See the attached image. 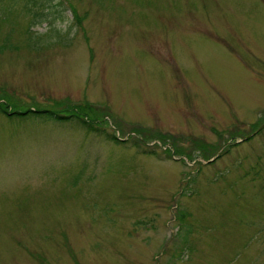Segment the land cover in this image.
I'll return each instance as SVG.
<instances>
[{
  "label": "rangeland",
  "instance_id": "374dc122",
  "mask_svg": "<svg viewBox=\"0 0 264 264\" xmlns=\"http://www.w3.org/2000/svg\"><path fill=\"white\" fill-rule=\"evenodd\" d=\"M60 1L0 0V102L96 130L0 105V264H264V0Z\"/></svg>",
  "mask_w": 264,
  "mask_h": 264
},
{
  "label": "trees",
  "instance_id": "16d2710c",
  "mask_svg": "<svg viewBox=\"0 0 264 264\" xmlns=\"http://www.w3.org/2000/svg\"><path fill=\"white\" fill-rule=\"evenodd\" d=\"M44 4L47 3V5L50 8L57 7L58 3L60 4V0H42ZM60 12L59 10L57 11ZM56 29V28H55ZM59 32L58 29L54 30L55 32ZM0 105L2 106V111L7 113L9 116H17L19 119L27 118V119H41L43 121H55V122H77L79 125L83 126L88 131L90 130H96V128H93V125L90 123L89 120H87L88 117V111L84 110L87 109L83 105H79L78 107L72 108L73 110L71 112H68L67 114H61L56 111L52 110H46V109H26V110H17V109H9V104L7 102H0ZM91 108V106L89 107ZM16 117V118H17ZM26 120V119H25ZM112 139L116 142H120L115 136H112Z\"/></svg>",
  "mask_w": 264,
  "mask_h": 264
}]
</instances>
